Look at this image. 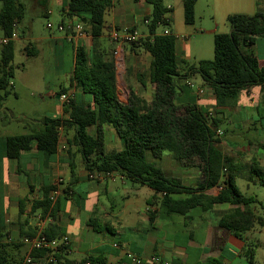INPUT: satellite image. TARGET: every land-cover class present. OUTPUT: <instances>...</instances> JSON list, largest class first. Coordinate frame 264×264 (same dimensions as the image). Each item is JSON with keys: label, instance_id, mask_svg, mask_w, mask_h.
Returning <instances> with one entry per match:
<instances>
[{"label": "crops", "instance_id": "obj_1", "mask_svg": "<svg viewBox=\"0 0 264 264\" xmlns=\"http://www.w3.org/2000/svg\"><path fill=\"white\" fill-rule=\"evenodd\" d=\"M168 1H172V4L164 2L168 9V28L158 31L157 34L176 38L179 63L183 62L181 57L184 55L186 59H196L198 62L212 60L215 36L231 31L228 24L230 16H253L258 11L264 12V0H197L195 22L188 25L184 20L183 0ZM21 2L25 6V15L18 25L15 53L17 44L22 43L20 52L31 55L33 61L38 62L45 57L48 61L54 60L59 69L60 65L63 69L66 62L70 63V69L64 73L66 75L63 74L66 77L63 89H71L67 94H71L73 100L78 102L93 104L92 97L82 93L72 82L75 50L78 47H84L90 57L95 50L106 61L115 63L113 52L117 45L111 40L113 32L124 34L132 31L140 39L149 36L147 27L152 7L142 0H114L112 9L105 17L104 34L95 46L88 27L83 22L85 15L68 16L70 0ZM52 18L58 19V34H41L39 19H44L47 27ZM142 23L146 32L139 31L138 25ZM61 24L71 25L72 30L59 31L58 26ZM79 24L87 32L86 37L77 36L75 27ZM2 38L3 33L0 31V40ZM204 38L206 47L203 44ZM252 50L264 64V37L256 40ZM120 60L124 64L123 68H115L119 103L126 105L130 92L144 98L148 103L154 102L155 87L148 81L145 86L141 84L151 62L150 55L142 49L125 46ZM48 66L52 68L51 64ZM22 72H25V67ZM177 85L178 92L174 100L176 105L195 104L211 118L219 116L225 119L222 124L233 126L234 134L244 126H248V131H254L258 140L247 142L248 147L256 146L257 152H236V144L230 148L232 153L221 149L226 156L246 168H251L254 162L264 167L258 157L261 152L264 154L260 148V145H264V99L260 87L242 90L234 106L217 107L213 90L204 83L199 74L184 77L177 81ZM31 89L29 98H34L36 92ZM27 90L30 91V88ZM46 99L55 101L58 113L57 117L43 114L39 121L31 119L38 128L40 126L38 131L42 129L43 120L64 118V105L60 101V94L55 93L53 87L47 89L41 104H47ZM220 118L217 119L221 120ZM89 132L95 136L96 127H92ZM219 134L222 135V132ZM73 136V131H70L67 137L72 139ZM67 137L61 129L58 149L50 157H45L34 143L17 160H10L6 156L7 136L0 138V225L6 228L10 241H22V232H35L38 235L53 228L57 238L67 236L71 242L67 249L56 254L59 255V262L54 264H132L127 258L128 254L139 257L142 264H197L210 259L219 260L222 264H249V256H253L254 264H259L256 262L257 245L254 232L260 226H255L253 230L241 235L220 226L221 215L234 211L237 206L215 205L208 212L195 208L187 215L188 220L182 215L168 214L159 202L153 206L148 204L155 194L148 186L135 183L117 172L107 177L103 173L87 171L82 155L77 148L68 144ZM104 141L107 154L124 149V141L111 127L104 126ZM249 154L255 155L251 161H246ZM262 158L264 160V155ZM147 160L161 168L166 176L181 180L186 187L196 188L202 179L201 170L180 160L173 152L166 151L159 159L148 154ZM58 179L63 180L60 194L55 201L51 192L49 194L57 208L55 213L45 217L41 216V211L33 213V204L44 198L45 191L53 190ZM250 182L258 183L260 180L253 179ZM219 191L220 188H214L206 194L216 196ZM257 201L252 206V211L260 216V208L264 207ZM150 213L155 216L153 223L149 219ZM24 251L26 255L29 254V247L25 245Z\"/></svg>", "mask_w": 264, "mask_h": 264}, {"label": "trees", "instance_id": "obj_2", "mask_svg": "<svg viewBox=\"0 0 264 264\" xmlns=\"http://www.w3.org/2000/svg\"><path fill=\"white\" fill-rule=\"evenodd\" d=\"M139 2L140 0H134ZM152 7L147 27L149 36L140 39L132 49H142L151 57L148 70L141 79L145 86L148 81L155 87L154 102L130 92L128 103L122 105L117 100L116 71L111 61H106L95 51L90 57L82 46L75 50V67L72 82L85 95H90L93 104L72 100L64 105V118L45 119L42 129L32 134L9 136L6 138V156L17 160L21 153L29 151L34 143L45 157L54 155L58 149L61 129L68 136V144L77 148L85 167L90 173L117 172L131 181L148 186L154 196L148 201L150 206L160 203L168 214H178L188 220L187 215L195 208L204 212L215 205L237 206L234 211L223 213L220 226L236 235L247 233L255 226H264V217L257 216L252 206L258 201L244 196L237 187V178L251 181L246 176V167L236 163L222 151L218 130L222 121L211 118L195 104L176 105L177 81L199 74L204 83L214 92L217 107H230L238 102L239 93L250 87H260L264 99V64L254 54L252 48L259 37H264V12L253 16L232 15L228 18L230 33L214 38V58L199 61L196 65L183 69L176 54V38L157 34L160 25H167L168 9L166 0H142ZM197 0H183L184 20L188 25L195 22ZM114 0H70L68 16L85 15L83 22L94 40L104 34L105 17L112 9ZM25 15L21 0H0V31L3 38H11ZM31 56V55H30ZM15 41H10L0 52V103L9 96L10 79L14 76ZM71 89H63L60 95ZM104 126L111 127L124 141L120 152L106 153ZM96 127V135L90 129ZM264 151V145H260ZM169 151L186 162L197 160L202 179L196 188L186 187L181 180L165 175L163 170L148 162L147 155L154 159ZM251 172L264 186V167L254 162ZM220 188L216 196L206 192ZM49 190L44 198L33 204V213L41 211V216H51L56 205L50 198ZM22 207V206H21ZM23 208V207H22ZM155 216L150 213L153 223ZM44 236L56 239L55 230L45 231ZM22 232L21 237L33 238ZM22 241H10L6 228L0 225V264H23L26 257ZM44 251H33V262H40ZM59 262V255H55ZM54 264V263H49ZM63 264H70L64 262ZM75 264V263H72ZM197 264H222L210 259ZM249 264H254L249 256Z\"/></svg>", "mask_w": 264, "mask_h": 264}, {"label": "rangeland", "instance_id": "obj_3", "mask_svg": "<svg viewBox=\"0 0 264 264\" xmlns=\"http://www.w3.org/2000/svg\"><path fill=\"white\" fill-rule=\"evenodd\" d=\"M26 3V0H23ZM166 3H171L172 1H165ZM57 18H52L50 23L52 25L51 29L46 27V21L44 19H39V31L41 34L49 35L50 33L58 34L57 31ZM140 32H146L144 23L138 25ZM167 25H160L157 28V32L167 30ZM204 47H206V40H203ZM22 48V43L17 44V49L15 53L13 69L14 76L10 79V87L8 89L9 96L5 97L0 103V138L8 136H19L35 133L39 130L38 126L31 122V119L39 121L43 114H48L50 117H57L58 106H56L55 101L46 99L47 104H41L42 99H45V93L48 88L53 87L55 93L60 94L63 90V81L66 80L64 73L70 69V63L66 62L64 68H57V65L53 61H48L45 57L41 58L38 62L33 61L31 56H27L25 53L20 52ZM180 67L185 68L191 67L198 63V60L186 59V56H182ZM52 65V68L48 65ZM23 73L22 71L24 70ZM63 70V71H62ZM148 70V69H147ZM64 74V75H63ZM14 85V87H13ZM30 88V91L27 88ZM36 92L34 98H29V92L32 89ZM29 118V119H26ZM214 118V117H213ZM216 118V117H215ZM217 118H220L217 116ZM221 119V118H220ZM225 120V119H221ZM225 122V121H224ZM248 126L238 129V133H233V126L228 123H224L219 128L217 134L218 138L221 140V148L224 151L233 152L230 149L234 144L238 147L237 151H255L256 146H249L247 141L258 140V135L254 131H248ZM222 132V135L219 134ZM226 134V136H225ZM260 140V139H259ZM234 147V146H233ZM255 154H249L246 156V161H251L252 156ZM263 157V153L261 152ZM260 156L259 161L261 165L264 166V160ZM187 163L193 164V167L201 170L199 168V162L197 160H192ZM246 176H252L255 180L257 177L252 174L251 168H246ZM264 178V177H263ZM237 186L240 192L247 197H254L259 200L264 207V186L258 183L250 182L243 178H237ZM260 208V207H258ZM260 216L264 217V208H260ZM257 245V255L256 262L259 264H264V227H258L257 231L254 232Z\"/></svg>", "mask_w": 264, "mask_h": 264}, {"label": "built area", "instance_id": "obj_4", "mask_svg": "<svg viewBox=\"0 0 264 264\" xmlns=\"http://www.w3.org/2000/svg\"><path fill=\"white\" fill-rule=\"evenodd\" d=\"M48 29L52 28L51 24L47 25ZM17 29L16 27L15 32L13 33L11 38H2L0 40V52L1 49L8 45L10 41H15L18 38L17 35ZM58 30L61 32H65L67 30H72V26L68 24H61L58 26ZM77 36L86 37L88 34L85 31L84 27L79 24L75 27ZM167 35V34H166ZM111 40L117 45V49L113 52V57L116 59L114 65L115 68L120 70L123 68L124 64L120 60L121 59V52L122 49L125 46H132V45H138V42L140 38L137 36L135 32L132 31H126L124 34H120L118 32H113L111 34ZM73 100L71 94L64 93L60 95V101L63 103V105L69 104ZM111 173H103V176L109 177ZM63 183L62 179H58L54 184V189L51 192L52 199L55 201L56 197L60 194V187ZM22 242L24 245L29 247V254L26 255L23 264H34L33 259L31 257V253L33 251H44L45 255L40 260L43 264H49V263H55V255L62 249H67L71 242L70 238L67 236H61L56 239L49 240L47 239L43 233H39L33 238H24L22 239ZM127 258L132 264H142V261L139 257L128 254ZM86 264H91L90 262H87Z\"/></svg>", "mask_w": 264, "mask_h": 264}]
</instances>
